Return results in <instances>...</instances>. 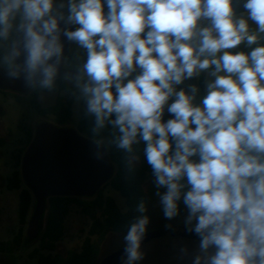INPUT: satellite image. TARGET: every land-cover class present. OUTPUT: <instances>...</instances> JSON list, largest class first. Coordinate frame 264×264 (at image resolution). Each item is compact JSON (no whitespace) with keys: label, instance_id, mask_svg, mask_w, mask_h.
Returning a JSON list of instances; mask_svg holds the SVG:
<instances>
[{"label":"clouds","instance_id":"9594fccd","mask_svg":"<svg viewBox=\"0 0 264 264\" xmlns=\"http://www.w3.org/2000/svg\"><path fill=\"white\" fill-rule=\"evenodd\" d=\"M0 71L41 94L70 79L96 160L131 170L142 146L164 219L198 237L181 261L264 264V0H0ZM135 212L121 264L146 255Z\"/></svg>","mask_w":264,"mask_h":264},{"label":"trees","instance_id":"16d2710c","mask_svg":"<svg viewBox=\"0 0 264 264\" xmlns=\"http://www.w3.org/2000/svg\"><path fill=\"white\" fill-rule=\"evenodd\" d=\"M76 54L69 53L66 63L71 65L76 61ZM202 86V83H201ZM57 90L71 94L73 88L61 78L57 82ZM38 92H34L35 97ZM33 106L42 118L52 117L57 126L65 127L71 119L72 101L59 96L55 105L41 109L34 99ZM81 135L90 139L88 122L82 118V111L75 128ZM33 132L28 133L26 144L16 146L11 154L13 174L6 181L8 191H19L17 204L18 231L11 240L0 242V256H12L20 248L24 238V227L27 225L34 198L31 192L23 186L20 172L22 156L30 144ZM6 141L0 138V148ZM20 143V142H18ZM109 158L115 167L112 179L91 198L51 197L46 201V210L40 222L39 246L32 253L37 258V264H98L101 260V244L111 235L124 236L127 225L137 213L135 207L140 199L146 201L147 215L150 210L149 196L146 191L147 183L151 181V168L143 158L142 146H138L140 156L129 170L126 166L124 153L112 147L108 150ZM105 187L118 192L125 200L126 211L122 212L115 201L102 191ZM77 208L90 221L87 237L81 244L80 250L67 251L64 255L57 252L58 244L65 234L66 219L71 210ZM152 232V231H151Z\"/></svg>","mask_w":264,"mask_h":264},{"label":"rangeland","instance_id":"374dc122","mask_svg":"<svg viewBox=\"0 0 264 264\" xmlns=\"http://www.w3.org/2000/svg\"><path fill=\"white\" fill-rule=\"evenodd\" d=\"M244 49V46H240ZM75 46L70 53H75ZM82 55V53H81ZM75 63L68 65L65 61V68L75 69ZM65 80V79H64ZM67 85L72 87L70 79L65 80ZM188 81L186 83H195ZM201 86V85H200ZM203 85L201 86V88ZM74 90V89H73ZM59 96H63L67 101H72V115L70 121L65 127L76 128L80 117L81 107L77 105L71 94L55 91L49 93H37L36 97L33 91L28 94H18L8 90L0 89V138L6 143L0 148V242L11 240L12 236L18 231L19 224L17 219V204L19 191H8L6 181L12 177L13 168L11 166V154L16 146L26 144L28 133L34 132L36 124L40 122H50L56 125L52 117L42 118L38 115L33 106L36 99L41 109L55 105ZM20 142V143H18ZM23 186L26 187L23 183ZM147 194L149 196L150 210L148 215L151 217V223L148 233L168 228L166 225L171 224L176 229H184L182 218L167 221L163 217L162 209L158 198L154 195L155 187L152 180L147 183ZM104 197H111L122 212L126 211L124 198L116 191L105 187L102 191ZM35 201L32 204L28 221L34 210ZM27 221V222H28ZM28 225V223H27ZM27 225L24 227V238L20 248L12 256H0V264H37V258L32 253L39 246V240L29 242L26 237ZM90 227V221L77 208H73L66 219L65 234L62 241L58 244L57 252L64 254L67 251L78 252L81 244L87 237ZM199 241L181 237L163 236L152 239L142 245V250L146 253L145 258L140 264H186V261L179 259L180 248L187 246L190 251L194 250ZM124 247L123 236L111 235L101 244V260Z\"/></svg>","mask_w":264,"mask_h":264},{"label":"water","instance_id":"95a60500","mask_svg":"<svg viewBox=\"0 0 264 264\" xmlns=\"http://www.w3.org/2000/svg\"><path fill=\"white\" fill-rule=\"evenodd\" d=\"M73 47L71 45L66 49V58ZM64 63V72L75 71L65 68ZM0 89L18 94L31 92L24 88L22 81L8 80L3 71H0ZM168 118L166 114L165 119ZM20 172L24 185L35 201L26 230L27 240L32 242L39 236L48 198H91L112 179L115 167L108 153L104 160H96L92 155L90 139L76 129L40 122L36 124L32 140L22 156ZM163 236L198 238L184 229L165 228L149 232L143 244ZM122 251L123 247L98 264H121Z\"/></svg>","mask_w":264,"mask_h":264},{"label":"flooded vegetation","instance_id":"af4514ba","mask_svg":"<svg viewBox=\"0 0 264 264\" xmlns=\"http://www.w3.org/2000/svg\"><path fill=\"white\" fill-rule=\"evenodd\" d=\"M66 61V60H65ZM181 238H187V239H193V238H190V237H181ZM193 240H196V241H199L198 238H194ZM65 254V253H64ZM63 254V255H64Z\"/></svg>","mask_w":264,"mask_h":264}]
</instances>
